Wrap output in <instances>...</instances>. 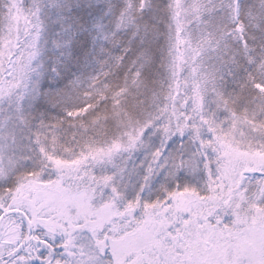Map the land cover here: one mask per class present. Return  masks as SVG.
<instances>
[{
  "label": "snow or ice",
  "instance_id": "1",
  "mask_svg": "<svg viewBox=\"0 0 264 264\" xmlns=\"http://www.w3.org/2000/svg\"><path fill=\"white\" fill-rule=\"evenodd\" d=\"M0 264H264V0H0Z\"/></svg>",
  "mask_w": 264,
  "mask_h": 264
}]
</instances>
